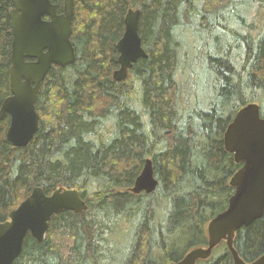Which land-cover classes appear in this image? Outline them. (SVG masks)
<instances>
[{
    "label": "trees",
    "instance_id": "1",
    "mask_svg": "<svg viewBox=\"0 0 264 264\" xmlns=\"http://www.w3.org/2000/svg\"><path fill=\"white\" fill-rule=\"evenodd\" d=\"M14 1L0 0V108L11 95ZM64 1L52 0L58 13ZM130 8L140 10L148 56L117 82ZM71 40L76 60L47 73L30 143L13 145L10 116L0 121V222L38 186L47 195L77 188L88 208L54 214L44 241L28 234L13 264H97L105 212L136 223L120 264H168L207 246V225L227 208L243 165L226 151L225 131L249 103L264 114V0H75ZM195 64L194 80L182 79ZM147 158L158 187L134 194ZM234 246L247 262L263 255L264 215L236 232ZM197 264L234 262L223 241Z\"/></svg>",
    "mask_w": 264,
    "mask_h": 264
},
{
    "label": "water",
    "instance_id": "2",
    "mask_svg": "<svg viewBox=\"0 0 264 264\" xmlns=\"http://www.w3.org/2000/svg\"><path fill=\"white\" fill-rule=\"evenodd\" d=\"M74 13L75 0H65L62 13H58L52 0L14 1L10 12L13 30L11 95L2 103L0 121L10 116L6 137L15 146H27L39 129L36 103L51 67H66L76 60L71 40ZM139 19L140 10L130 8L125 16V32L117 42L120 67L112 74L117 82L125 81L138 59L148 56L139 34ZM224 144L235 161L243 164L229 181L234 193L228 206L209 221L207 246L192 248L181 259L168 264H197L209 258L223 241L234 264H264V253L247 262L234 246L236 232L264 215V114L259 103H249L237 112L225 131ZM157 187L152 160L147 158L130 191L150 194ZM87 208L77 188L59 187L47 195L43 188L35 187L10 212L9 219L0 222V264H13L19 258L28 234L43 242L54 214L63 210L81 214Z\"/></svg>",
    "mask_w": 264,
    "mask_h": 264
},
{
    "label": "rangeland",
    "instance_id": "3",
    "mask_svg": "<svg viewBox=\"0 0 264 264\" xmlns=\"http://www.w3.org/2000/svg\"><path fill=\"white\" fill-rule=\"evenodd\" d=\"M252 16L254 17H249L248 21H251L253 18H256L255 12H253ZM211 42H215L212 40ZM194 50V49H193ZM192 53L194 51H191ZM197 55L194 56L195 60H198V62L202 63L201 56L196 57ZM194 66L196 67L197 64L189 67L182 75V79L186 81H192L194 80L195 76L198 75V71L201 69L199 68L197 73L194 69ZM130 76V74H129ZM190 82L185 83L184 85L189 84ZM203 82L201 81V84ZM188 91L187 89L183 90L184 96L187 97L188 99ZM192 95H189V98ZM165 202H162V206L160 207L159 210H161V214L165 213L167 208L164 206ZM158 212V211H157ZM94 213V212H91ZM99 219L104 221V224L107 225H102V241H100V246L101 250L106 254L102 258L100 256L97 259V264H120V261L125 253L128 252V248L130 246L131 240H132V234L134 231V228L136 227L135 222H131L127 217L120 216V215H108L106 212L102 214H98ZM161 216L159 215V219ZM118 224L120 225V228H123V232L119 233L118 232ZM121 230V229H120ZM124 238V239H123ZM118 246H120V251L117 252L116 249H119ZM117 247V248H116ZM102 251H98L101 252ZM89 264V263H88Z\"/></svg>",
    "mask_w": 264,
    "mask_h": 264
},
{
    "label": "bare ground",
    "instance_id": "4",
    "mask_svg": "<svg viewBox=\"0 0 264 264\" xmlns=\"http://www.w3.org/2000/svg\"><path fill=\"white\" fill-rule=\"evenodd\" d=\"M210 23V22H209ZM219 36V35H218ZM220 36H221V34H220ZM263 114V113H262ZM234 175V174H233ZM33 237V236H32Z\"/></svg>",
    "mask_w": 264,
    "mask_h": 264
}]
</instances>
